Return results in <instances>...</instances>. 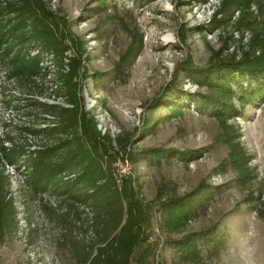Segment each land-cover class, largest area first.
Segmentation results:
<instances>
[{"label": "rangeland", "instance_id": "374dc122", "mask_svg": "<svg viewBox=\"0 0 264 264\" xmlns=\"http://www.w3.org/2000/svg\"><path fill=\"white\" fill-rule=\"evenodd\" d=\"M217 3L48 0L50 9L69 22V30L86 49L89 75L79 78L81 94L86 109L97 119L98 129L113 139L132 132L135 141L131 150L141 153L137 162L129 159L132 175L140 185V198L151 216L147 229L160 264H264V97L249 101L236 120L252 169L250 176L241 179L231 161L230 145L222 139L221 123L210 112H200L186 95L182 112L173 115L171 109L160 108L156 130L144 139L137 132L151 100L163 93L180 64L190 58L195 65H207L213 49L221 45V36L233 31L232 27L206 31L205 37L198 30V26L207 28ZM136 44L138 48L142 44L139 54L122 75H117L116 63ZM49 67L50 75L29 83L12 80L8 66L0 62V137L4 142L9 134L16 142L41 144V136L26 139L25 127H39L46 115L32 104L34 101L69 106L56 67ZM94 71L103 75L96 80ZM177 87L186 93L199 90L182 71ZM235 103L240 106L237 99ZM47 137L49 141L57 139ZM113 145L112 151L120 150L113 163L118 179L116 163L127 154L116 142ZM153 147L200 149L203 154L189 164L178 159L158 164L143 153ZM4 169L9 196L17 208V227L0 237V264H82L87 252H96L114 236L107 215L95 201L85 203L87 211L79 202L71 204L54 192L42 199L31 192L22 170ZM202 181L217 186L212 197L184 226L169 225L160 209L159 194L163 199L181 195ZM122 183L118 182L119 186ZM215 225L224 234L220 245L197 240L196 250L180 249L181 240L194 238L195 233Z\"/></svg>", "mask_w": 264, "mask_h": 264}, {"label": "trees", "instance_id": "16d2710c", "mask_svg": "<svg viewBox=\"0 0 264 264\" xmlns=\"http://www.w3.org/2000/svg\"><path fill=\"white\" fill-rule=\"evenodd\" d=\"M228 27L233 31L221 36V45L213 49L207 65H195L190 58L180 64L163 93L151 100L142 128L137 132L144 139L156 130L159 125L156 112L160 108L171 109L173 115L182 112L181 102L186 95L200 112H210L221 123L222 139L230 145L231 161L241 179L250 176L252 169L236 120L244 114L249 101L264 97V0H218L207 28H197L206 37V31L213 33ZM141 46L133 45L121 55L115 65L117 75L132 65ZM70 51L73 53L69 54ZM87 59L83 44L69 30V22L50 9L48 0H0V62L8 66L11 77L29 83L50 75L52 64L69 104L38 100L32 103L55 117L54 125L25 127L36 135L57 136L40 149L29 151L18 143L6 146L0 137V237L17 227V208L9 196L4 168L6 164L22 162L27 165L26 183L34 195L43 199L48 192H54L65 196L71 204L95 201L107 215L114 236L107 238L96 252H87L82 264H160L147 229L152 220L140 198L137 177L130 175L118 184L113 163L120 150L112 151L113 142L136 162L141 153L131 150L135 141L132 132L125 131L115 139L109 133L102 135L96 117L86 109L80 79L89 75ZM181 71L199 90L186 93L178 89ZM93 75L97 80L103 73L94 71ZM166 94H170L169 98ZM6 139L13 141L9 134ZM143 153L158 164L173 159L189 164L203 154L200 149L176 147H153ZM216 188L202 181L181 195L163 199L159 194L160 209L167 223L176 228L187 224ZM194 236L181 240L180 249L196 250L197 240L220 245L224 234L215 225Z\"/></svg>", "mask_w": 264, "mask_h": 264}, {"label": "built area", "instance_id": "2783aa9c", "mask_svg": "<svg viewBox=\"0 0 264 264\" xmlns=\"http://www.w3.org/2000/svg\"><path fill=\"white\" fill-rule=\"evenodd\" d=\"M11 79L14 80V79H16V77H11ZM54 118H55L54 116L46 113V115H44V118H43L44 123H41L38 128L45 127L47 125H54L55 124L53 122L54 121ZM27 132H28L27 133L28 136L26 137V139H28L30 141L32 140V137L41 136V139H42L41 140V144L40 145H36V144H30L28 142H19V141L16 142V141H14V139H13V141L7 139V141H5L4 144L6 146H12L13 143H18V144L23 145L29 151H31V150L40 149L41 147L44 146L45 143H48L49 142V140H47L48 137L45 134H43V133L42 134H39V135H36V134H34V133H32V132H30L28 130H27ZM121 158L122 159H119L118 162L116 163L117 164V169H118V171H120L119 172L118 179H117L119 183H121L123 181V178L124 177H128V176H130V175L133 174V172H132V162L130 161V159L128 158V156L126 155V156H123ZM7 168L22 170V172H23V174L25 176V180H26V178H27L26 177V175H27L26 173H27V169L28 168H27V165H25L24 163L21 162L20 164H17V165L6 164V169ZM73 175L74 174H71V176H73ZM79 205H80V207L82 209H85V210L89 211V207H87L85 203H79Z\"/></svg>", "mask_w": 264, "mask_h": 264}]
</instances>
